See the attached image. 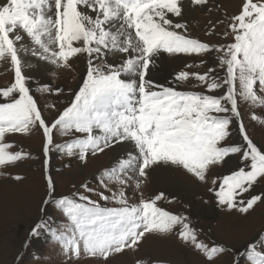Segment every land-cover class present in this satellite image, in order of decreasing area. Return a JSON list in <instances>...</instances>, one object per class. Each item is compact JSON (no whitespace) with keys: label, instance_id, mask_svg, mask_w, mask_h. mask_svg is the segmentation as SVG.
<instances>
[{"label":"snow or ice","instance_id":"6c2138e0","mask_svg":"<svg viewBox=\"0 0 264 264\" xmlns=\"http://www.w3.org/2000/svg\"><path fill=\"white\" fill-rule=\"evenodd\" d=\"M208 3L0 0V63L13 73L10 84L0 88V170L31 158L23 150L13 151L9 136L42 132L46 193L41 218L30 228L25 246L48 234L71 264L82 257L108 264L117 255L137 251L148 236L175 233L201 254L204 264H217L226 253L234 254L232 264H264V229L240 249L210 245L198 239L187 215L158 206L166 198L163 192L145 199L141 191L155 168L175 167L207 183L214 167L237 155L243 166L213 179L208 191L217 206L229 211L248 214L264 204V195L253 194L255 186L264 182V147L249 137L240 112L241 103L264 111V0H241L236 14H225L223 37L231 42L216 45L186 34V12L206 8ZM29 53L56 68L71 67L74 58L86 60L82 85L51 121L32 95V77L24 72V56ZM162 53L196 57L216 53L224 74L218 76L217 67L203 73L180 71L168 86L158 84L152 75L160 71ZM193 81V88L202 91L179 90V85ZM36 90L53 93L47 84ZM250 118L264 125V116L255 111ZM235 127L240 143L232 140ZM56 132L66 138L62 144L55 142ZM116 147L125 152L100 173L99 190L82 184L84 192L56 196L48 175L53 151L86 162L89 155ZM128 189L140 193L137 202H130ZM49 205L63 214L62 227L44 218ZM136 264L160 262L137 260Z\"/></svg>","mask_w":264,"mask_h":264},{"label":"rangeland","instance_id":"374dc122","mask_svg":"<svg viewBox=\"0 0 264 264\" xmlns=\"http://www.w3.org/2000/svg\"><path fill=\"white\" fill-rule=\"evenodd\" d=\"M240 5L241 0H211L207 8L192 11L190 9V16L189 13L185 15L186 34L212 45L230 43L231 38L223 37L228 23L225 14L228 16L236 14ZM216 55L213 53L196 57L185 54L170 56L162 53L158 60L160 71L154 73L152 79L158 84L168 86L175 74L180 71L203 73L209 67H217L216 74L223 76L224 73L218 68ZM201 59L204 60L203 64L200 63ZM44 63L48 70L44 72V77L31 76L32 67L28 64H25L24 72L25 75L32 77L30 80L32 95L45 119L51 121L57 112L62 111L74 98L73 93L82 85L87 66L83 57L74 58L69 68H56L54 65ZM186 65L197 66L188 68ZM12 80L13 73L10 67L0 63V88L8 86ZM194 83L193 81L187 85H179L178 88L202 91L199 88L194 89ZM44 84L53 88L52 94H42L36 90L39 85ZM57 88L62 90L61 94L55 92ZM252 111L264 116L261 109L250 110L247 104H240L241 116L249 137L258 146L264 147V125L251 120ZM65 139L59 132L55 133L56 143L62 144ZM232 140L236 143L241 142L238 127L233 129ZM8 142L13 144V151L23 150L30 153L31 158L18 162L17 166L0 170L5 173L0 175V264H71L62 254L60 246L48 234L41 235L38 239L33 238L31 244L25 246L30 228L41 218L40 209L46 193L42 132L34 130L28 135L9 136ZM128 147L131 148L130 145ZM124 152H116L114 148L106 149L96 156L89 155L87 161L82 162L76 157L69 158L53 151L49 157L48 175L55 183L56 196L71 195L78 190L84 192L82 184L99 190L100 173L112 167ZM241 166L243 165L240 158L233 155L223 166H216L211 170L207 183L200 182L175 167H158L150 173L141 191L145 199L154 198L163 192L166 198L158 201V206L173 214L187 215L199 240L210 245L216 243L240 249L246 241L254 239L257 233L264 229V204H257L248 214H242L237 210L229 211L217 206L214 194L208 189L213 187L211 182L213 179L220 180ZM16 176L21 179H14ZM253 194L264 195V182L255 186ZM127 195L130 202H137L140 193L128 189ZM92 199L97 197L92 195ZM44 218L56 228L62 227L65 221L63 214L51 205L47 206ZM233 257L234 254L230 256L226 253L219 257L217 264H232ZM137 260L160 264H204L201 254L180 241L175 233L166 237L148 236L137 251L117 255L110 259L108 264H136ZM78 264L97 262L82 257Z\"/></svg>","mask_w":264,"mask_h":264},{"label":"bare ground","instance_id":"6f19581e","mask_svg":"<svg viewBox=\"0 0 264 264\" xmlns=\"http://www.w3.org/2000/svg\"><path fill=\"white\" fill-rule=\"evenodd\" d=\"M210 1L211 0H209V3H210ZM208 3V4H209ZM208 7V6H207ZM206 7V8H207ZM192 11V10H191ZM188 13H189V16H190V14H191V12H189V11H187L186 12V14L188 15ZM191 17H192V15H191ZM84 58V57H83ZM24 62H25V64H28V65H30L31 67H32V70H31V72H30V75L32 76H35V77H38V76H40V77H44V72L45 71H48L47 70V66H46V64L43 62V61H38V59L37 58H34V57H31V55L30 54H27V55H25L24 56ZM43 63V64H42ZM81 67V66H80ZM83 68V67H82ZM128 149H130L128 146H126ZM113 149V148H112ZM114 150L116 151V152H124L125 151V148H122V147H116V148H114Z\"/></svg>","mask_w":264,"mask_h":264}]
</instances>
